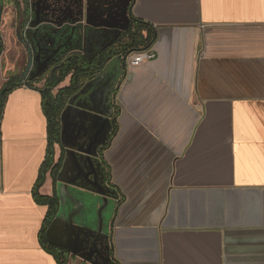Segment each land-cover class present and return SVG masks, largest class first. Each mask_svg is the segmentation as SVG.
I'll list each match as a JSON object with an SVG mask.
<instances>
[{"label": "crops", "instance_id": "crops-1", "mask_svg": "<svg viewBox=\"0 0 264 264\" xmlns=\"http://www.w3.org/2000/svg\"><path fill=\"white\" fill-rule=\"evenodd\" d=\"M68 4L71 26L95 36L147 22L156 57L126 64L113 139L101 117L96 153L64 158L55 184L44 175L39 193L60 202L47 240L68 264H264V0ZM40 89L4 105L0 264H58L34 196L49 148Z\"/></svg>", "mask_w": 264, "mask_h": 264}, {"label": "rangeland", "instance_id": "rangeland-1", "mask_svg": "<svg viewBox=\"0 0 264 264\" xmlns=\"http://www.w3.org/2000/svg\"><path fill=\"white\" fill-rule=\"evenodd\" d=\"M64 1L65 4H63ZM24 4L23 0H4L2 5L0 3V8H3L0 23V90L10 78H17L25 72L28 53L22 42L24 36L31 45L34 64H38L40 55H46L48 50L56 49L60 42H63L61 48L66 47V54H69L73 51L85 52L89 45H97L96 40H99V36L91 33L93 28L82 29L71 26L68 20V0H29L28 24ZM60 13L66 17L62 19ZM64 22L66 23L64 24ZM80 30H83L85 34L78 42L76 37ZM124 45L125 43L121 42L116 47L121 49ZM93 53L94 49L91 57H93ZM53 63L54 61H50L48 57L42 58L28 80L41 89L45 88ZM70 80L71 77H68L54 90V93L56 94L60 89L68 86ZM86 83L87 81L84 84V91L87 88ZM84 91L77 94L74 99L80 97ZM115 102L116 99L112 101V104ZM101 117L103 119L104 116L97 112L82 109L73 104L69 105L62 115L61 142L55 145V154L57 155L54 159L55 163L58 162L59 155H63L64 163H69L68 166L73 168L74 163L71 157L75 156L80 163L84 164L88 152L96 153L97 149L102 146V132L104 140L106 135L105 121L103 120V124L99 121ZM104 140L103 142H105ZM96 156L95 154V157H89L92 158L94 166L98 162L95 161ZM108 184L110 185V183Z\"/></svg>", "mask_w": 264, "mask_h": 264}, {"label": "trees", "instance_id": "trees-1", "mask_svg": "<svg viewBox=\"0 0 264 264\" xmlns=\"http://www.w3.org/2000/svg\"><path fill=\"white\" fill-rule=\"evenodd\" d=\"M4 0H0L2 4ZM28 2V0H25ZM133 6V3L130 5V8ZM156 32L150 24L145 21L131 17V24L129 28L123 33V36L120 40L124 42L125 45L119 49L117 52L101 55L94 60H90L85 55L75 52L68 56L65 60L61 61L54 72L53 76L50 77L46 84V91H40L42 96V104L44 108V113L47 118L48 123V134H49V148L47 160L43 166V176L37 185L35 191V198L39 204L48 206L49 211L45 224L42 230L41 244L44 248L52 254L57 260L58 264H68L69 262V253L56 245L51 244L45 233L48 227L51 225L52 221L55 219L59 208L60 202L56 195L53 197L43 196L39 193L38 189L44 182V175L51 170L54 178V184L57 180L58 173L62 167L64 156L60 158L59 162L55 164V145L60 144L61 134H62V115L69 105L73 104L75 99L74 97L79 94L85 87V82L93 84L98 76L100 75L101 69L107 65L112 60H118L124 58L127 54L138 51L144 48L151 46L154 42ZM68 77H71L70 84L62 89H60L56 94L54 90L59 87L63 82L66 81ZM20 82L21 78L14 79L9 84V90L5 93L3 105L0 110V139H1V120L4 110V105L6 99L10 92L17 88L16 82ZM86 83V84H87ZM26 85V84H22ZM29 87L33 88L34 86L29 83ZM116 99V95L114 97ZM113 99V101H114ZM86 109V108H85ZM90 111L97 112L99 115L110 118L112 132L110 135V140L113 139V136L118 130L117 118L119 115V110L116 107V102L111 103L109 106H104L103 108H94ZM106 113L107 115H104ZM110 115V116H108ZM106 149V148H105ZM102 155V154H101ZM109 179V178H108ZM107 179V182H110Z\"/></svg>", "mask_w": 264, "mask_h": 264}, {"label": "flooded vegetation", "instance_id": "flooded-vegetation-1", "mask_svg": "<svg viewBox=\"0 0 264 264\" xmlns=\"http://www.w3.org/2000/svg\"><path fill=\"white\" fill-rule=\"evenodd\" d=\"M23 2L25 3L24 5H25V10H26V21L28 24L30 14L27 12V9L29 8L30 4H29V0H28V2H25V0H23ZM27 26H29V25H27ZM125 30L123 32H118L117 30H114V31H110V32H107L104 34H102V33L99 34L98 35L99 40L96 41L97 45H95V44H94V46H93V44L89 45V48H88L89 51L86 50L85 52L73 51L69 54H66V49H65L66 47L61 48L63 42H60V44L58 45V47L56 49L54 48L51 51L48 50L45 53L46 55H43V54L40 55L38 64L40 63L41 59L44 57L45 58L48 57V58H50V61H54L52 71L50 73V77H52L54 72L56 71L59 63L61 61L65 60L68 56H70L71 54H73L75 52H78V53L85 55L90 60H94L95 58H97L103 54L108 55L110 53L117 52L119 49L116 46L119 45L120 40H121ZM22 42H23L24 46L26 47V50L28 53V63H29V58H30L29 52H32L31 45H29L30 43L28 41H26L25 36L23 37ZM93 49H94V53H93V57H91ZM32 54H33V52H32ZM113 61L114 60H112L111 62H113ZM111 62H109V63H111ZM109 63L101 69L100 75L98 76L97 80L93 84H91L90 82L87 83L86 90L85 91L82 90V91H84V93H82V95H81L82 98L77 101V107L82 108V109L86 108V110H90V109L94 108V110H95L96 107L103 108L104 106H106V105L109 106L112 103L115 95L117 96L118 88H119L121 78H122V70H121V67L117 61H114V63H112V65ZM38 64H34V57H33V66H32V69H31L26 81H23V76L27 70L28 64H27V67L25 69V72L22 73L21 76L17 77V78H21V81L20 82L18 81L15 84L17 85V84L21 83V84L27 85V84L31 83L28 79L32 75V73L35 72V70L38 67L37 66ZM14 79H16V78H14ZM14 79L10 78L7 81V83L4 85V87L0 90V95L4 90H6L5 93L9 90L8 86ZM27 86H29V85H27ZM33 86L35 87V85H33ZM17 87H19V86L17 85ZM45 89H46V87L43 89H40V91L45 90ZM5 93H4V96H5ZM4 96H3V100H4ZM76 99H75V101H76Z\"/></svg>", "mask_w": 264, "mask_h": 264}, {"label": "built area", "instance_id": "built-area-1", "mask_svg": "<svg viewBox=\"0 0 264 264\" xmlns=\"http://www.w3.org/2000/svg\"><path fill=\"white\" fill-rule=\"evenodd\" d=\"M156 57V53L152 46L133 51L126 55V61L130 65L139 66L152 61Z\"/></svg>", "mask_w": 264, "mask_h": 264}, {"label": "water", "instance_id": "water-1", "mask_svg": "<svg viewBox=\"0 0 264 264\" xmlns=\"http://www.w3.org/2000/svg\"><path fill=\"white\" fill-rule=\"evenodd\" d=\"M2 14H3V8L1 7V8H0V23H1V17H2ZM29 55H30L29 63H28L27 70H26V72H25V74H24V76H23V81H26V79L28 78V75H29V73H30V71H31V69H32V66H33V54H32V52H29ZM115 61H117V62L119 63V65H120V67H121V70H122V72H123V71H124V68H125V66H126V64H127L126 56H125L124 58H122V59H118V60H115ZM111 65H112V64H111ZM111 65H110V66H111ZM17 85H18V86H21L22 84L19 83V84H17ZM5 91H6V90H4V91L1 93V95H0V110H1L2 105H3V96H4ZM43 91H46V90H43ZM81 98H82V96H81V97H78V98L76 99V101L73 103V105H74V106H77V101H78L79 99H81ZM104 115H107V114L104 113ZM108 116H110V115H108Z\"/></svg>", "mask_w": 264, "mask_h": 264}]
</instances>
